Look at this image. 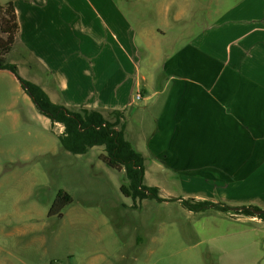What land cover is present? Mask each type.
<instances>
[{
  "label": "rangeland",
  "instance_id": "obj_1",
  "mask_svg": "<svg viewBox=\"0 0 264 264\" xmlns=\"http://www.w3.org/2000/svg\"><path fill=\"white\" fill-rule=\"evenodd\" d=\"M68 1L65 4L72 19L82 13V26L90 27L89 7L78 1L69 7ZM113 3L136 32L140 76L154 78L163 88L168 73L174 72L171 64L166 66L167 60L180 48L191 43L205 48L222 37L220 40L227 42L235 37L247 41L250 31H228L258 24L253 14L256 11L258 16L261 12L264 15V0ZM22 53L19 46H13L6 59L17 66L23 79H40L38 67H30L26 53ZM23 92L13 73L0 70V264H264V221L237 215L235 210H188L181 201L194 198L182 187L187 178L180 176L249 173L261 161L262 153L258 161L250 163L229 159L205 163L202 158L212 154L200 155L197 160L187 156L177 163L182 165L179 173L160 170L151 155L145 159L144 183L158 187L164 200L134 203L120 190L125 183L123 172L99 159L104 148L94 147L86 155L65 151L58 139L64 127L51 126ZM134 104L139 108L126 114L125 136L136 149L146 142L154 124L151 110L143 109L140 101ZM251 184L226 189L221 195L210 192L207 197L215 200L194 201L233 208L255 206L264 211V193ZM61 191L73 202L50 214Z\"/></svg>",
  "mask_w": 264,
  "mask_h": 264
},
{
  "label": "crops",
  "instance_id": "obj_2",
  "mask_svg": "<svg viewBox=\"0 0 264 264\" xmlns=\"http://www.w3.org/2000/svg\"><path fill=\"white\" fill-rule=\"evenodd\" d=\"M77 1L89 7L90 27L82 26V13L72 19L67 0H0L3 6L13 3L19 27L14 46L26 53L22 54L30 67H38L41 75L30 82L41 86L56 104L105 115L132 113V108H139L134 104V93L139 92L142 108L151 110L154 129L136 149H144L140 153L145 159L154 156L160 170L179 173L182 165L177 163L187 156L197 160L212 154L199 159L205 163L227 159L250 163L263 155L249 173H180L188 180L182 187L191 198L215 200L207 195L225 194L226 189L252 182L264 193L263 13H253L255 26L228 31H250L247 41L235 37L227 42L222 37L205 48L200 43L199 49L194 43L180 48L167 60L166 66L175 70L168 73L163 88L154 78L140 76L136 32L113 0H69L68 6Z\"/></svg>",
  "mask_w": 264,
  "mask_h": 264
},
{
  "label": "trees",
  "instance_id": "obj_3",
  "mask_svg": "<svg viewBox=\"0 0 264 264\" xmlns=\"http://www.w3.org/2000/svg\"><path fill=\"white\" fill-rule=\"evenodd\" d=\"M18 23L12 2L3 6L0 3V70H8L14 74L24 93L31 99L39 114L51 122V126L60 124L64 132L58 136L62 148L73 155H86L94 147H103L104 153L99 159L109 168L123 172L125 183L121 186L124 196L134 203L146 199L162 202L158 187L145 185V158L126 139L125 115L121 111L103 114L96 109L79 108L74 111L63 105L54 103L43 88L23 79L15 64L7 61L6 55L11 52L18 34ZM73 202L71 196L63 191L50 214H57L64 205ZM190 211L213 208L222 213L235 210V214L256 217L264 221V211L255 206L230 207L224 203L210 201H181ZM257 212H261L258 214Z\"/></svg>",
  "mask_w": 264,
  "mask_h": 264
},
{
  "label": "built area",
  "instance_id": "obj_4",
  "mask_svg": "<svg viewBox=\"0 0 264 264\" xmlns=\"http://www.w3.org/2000/svg\"><path fill=\"white\" fill-rule=\"evenodd\" d=\"M142 99V96L140 94H137L136 97H135V100L136 101H140Z\"/></svg>",
  "mask_w": 264,
  "mask_h": 264
},
{
  "label": "water",
  "instance_id": "obj_5",
  "mask_svg": "<svg viewBox=\"0 0 264 264\" xmlns=\"http://www.w3.org/2000/svg\"><path fill=\"white\" fill-rule=\"evenodd\" d=\"M258 214H260L261 212H257Z\"/></svg>",
  "mask_w": 264,
  "mask_h": 264
}]
</instances>
